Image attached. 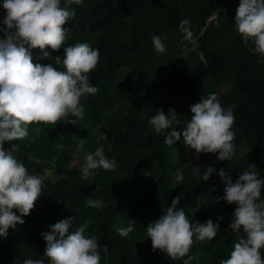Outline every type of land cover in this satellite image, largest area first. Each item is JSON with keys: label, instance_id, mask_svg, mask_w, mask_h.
Returning a JSON list of instances; mask_svg holds the SVG:
<instances>
[{"label": "trees", "instance_id": "1", "mask_svg": "<svg viewBox=\"0 0 264 264\" xmlns=\"http://www.w3.org/2000/svg\"><path fill=\"white\" fill-rule=\"evenodd\" d=\"M238 3L83 0L71 5L76 14L63 25L70 29L64 45L87 41L99 49L98 63L89 73L97 92L82 97L84 115L76 124L34 122L27 137L13 141L18 144L15 155L29 172L43 175L47 169L48 174L42 195L22 216L24 223L0 238V264H22L25 258H43L47 264L40 233L69 215L74 218L73 228L90 221L86 233L107 245L99 264H181L161 250L154 251L146 235L148 223L178 195L177 207H184L189 219L210 218L215 223L221 217L216 237L190 248V264H219L228 257L237 235L244 233L229 228L235 203L216 199L224 191L217 172L225 168L234 182L247 164H253L264 177V62H258V54L249 51L251 45H245L235 29ZM184 18L192 32L188 39L178 27ZM153 33L162 38L165 52L153 49ZM185 46L191 49L190 59L180 66L176 59ZM45 50L63 55V49ZM32 59L63 68L51 58H41L38 48L32 49ZM209 92H215L224 107L236 105L231 161H219L215 153L197 156L182 139L165 144V132L157 134L148 123L156 109L167 114L172 108L179 121L172 127L183 128L191 117L189 106ZM77 145L88 152L103 145L105 156L116 160V168H98L94 176L82 179L83 159H76L73 151ZM9 146L10 142L4 143ZM241 149L244 153L236 159ZM208 165L217 172L207 181L199 179L193 168L202 175ZM177 170L183 175L180 182L174 179ZM90 196L101 199L103 207H87ZM129 218L134 221L133 231L121 236L116 229L127 226ZM261 253L264 256V249Z\"/></svg>", "mask_w": 264, "mask_h": 264}, {"label": "clouds", "instance_id": "2", "mask_svg": "<svg viewBox=\"0 0 264 264\" xmlns=\"http://www.w3.org/2000/svg\"><path fill=\"white\" fill-rule=\"evenodd\" d=\"M83 0H0L3 16L0 17V238L8 235L9 229L23 224L34 207V201L42 195L48 170L44 174L28 171L17 158L18 148L13 141L28 136L29 125L43 122L54 125L57 122L76 124L84 115L82 97L95 94L97 87L90 83L89 73L98 63L99 49L87 41L64 45L70 29L63 26L75 16V8ZM236 31L249 51L258 54V62H264V0H239L233 19ZM187 18L179 21L178 27L185 39L192 37ZM153 49L165 52L162 38L151 34ZM40 50L41 58L53 59L57 68L49 62L33 63L32 49ZM63 49V55H51ZM236 105L222 106L215 92L201 95L198 102L189 106L191 117L184 127H172L179 123L178 114L169 108L165 114L156 109L148 123L159 134L165 132L164 143L172 145L183 140L184 144L200 153H215L219 161H231L235 153L233 124ZM5 142H10L8 148ZM117 166L114 158L105 156L103 145L83 156L80 176L88 179L98 168L113 170ZM199 179L207 181L210 174L217 172L208 165L201 171L193 168ZM224 181V191L217 200L235 203L229 228L237 235L227 258L219 264H264V177L259 176L255 165L247 164L233 182L225 168L217 172ZM177 182L183 180L177 170ZM180 196L172 199L169 206L154 221L148 223L146 235L152 249L161 250L173 261L190 264L189 255L195 242H210L216 237L221 217L216 222L189 219L184 207H177ZM104 202L99 198L87 197L85 205L100 209ZM15 209V211H13ZM191 221V222H190ZM74 218L69 215L48 226L40 233L45 241L43 257L47 264H99L101 251L107 245L101 244L95 234L86 233L90 221L73 228ZM134 221L129 218L127 226L117 227L121 236L133 231ZM22 264H45L43 258H25Z\"/></svg>", "mask_w": 264, "mask_h": 264}, {"label": "rangeland", "instance_id": "3", "mask_svg": "<svg viewBox=\"0 0 264 264\" xmlns=\"http://www.w3.org/2000/svg\"><path fill=\"white\" fill-rule=\"evenodd\" d=\"M192 47H196V44L193 43L192 44ZM190 48L188 47H184L182 49V53L181 55L176 59V62L178 65L180 66H183V64L188 60L190 59ZM88 135V134H87ZM86 135V136H87ZM102 143H104L105 141L103 140H100ZM74 155L76 157V159H83V156L88 153V149L86 147H84L83 145H77L75 148H74ZM244 153V149H241L237 152V154L235 155V158L238 159L239 157H241Z\"/></svg>", "mask_w": 264, "mask_h": 264}]
</instances>
